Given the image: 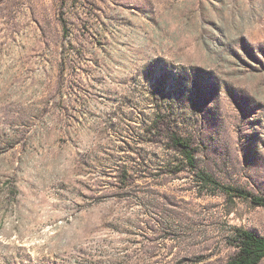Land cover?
Returning <instances> with one entry per match:
<instances>
[{"label": "rangeland", "instance_id": "obj_1", "mask_svg": "<svg viewBox=\"0 0 264 264\" xmlns=\"http://www.w3.org/2000/svg\"><path fill=\"white\" fill-rule=\"evenodd\" d=\"M264 0H0V264H226L264 206ZM259 264H264V258Z\"/></svg>", "mask_w": 264, "mask_h": 264}, {"label": "trees", "instance_id": "obj_2", "mask_svg": "<svg viewBox=\"0 0 264 264\" xmlns=\"http://www.w3.org/2000/svg\"><path fill=\"white\" fill-rule=\"evenodd\" d=\"M173 147L191 167L199 188L211 191L219 190L230 198L240 197L250 199L255 205L264 206V196L255 195L250 191L233 185L223 184L211 173L200 168L196 161L194 148L189 139L176 133L171 135ZM233 240L238 247L237 253L226 264H259L264 258V235H259L243 226H235L232 232Z\"/></svg>", "mask_w": 264, "mask_h": 264}]
</instances>
